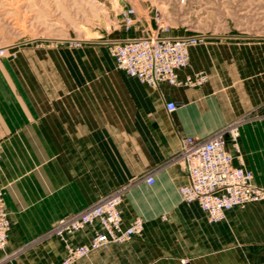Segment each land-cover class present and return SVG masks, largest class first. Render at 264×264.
<instances>
[{
    "label": "crops",
    "instance_id": "crops-1",
    "mask_svg": "<svg viewBox=\"0 0 264 264\" xmlns=\"http://www.w3.org/2000/svg\"><path fill=\"white\" fill-rule=\"evenodd\" d=\"M155 25L137 11L132 30L104 47L0 56V189L11 221L0 264H61L56 223L118 190L124 227L139 218L144 232L76 264H264V201L210 223L198 204L182 202L189 179L176 161L182 139L204 140L241 120L240 152L230 139L228 150L264 188V39L209 36L179 71L181 80L205 72L208 83L154 88L118 70L109 46ZM97 229L68 236L69 244H88Z\"/></svg>",
    "mask_w": 264,
    "mask_h": 264
},
{
    "label": "built area",
    "instance_id": "built-area-1",
    "mask_svg": "<svg viewBox=\"0 0 264 264\" xmlns=\"http://www.w3.org/2000/svg\"><path fill=\"white\" fill-rule=\"evenodd\" d=\"M122 27L131 31L135 26L137 10L134 7L122 11ZM170 28L157 19V29L151 34L112 42L109 53L118 70L141 84L158 87L166 83L171 87H197L207 80L205 72L181 80L179 71L191 65L190 49L203 39L201 36H168ZM169 112L177 110L175 102L166 105ZM242 121H236L215 132L204 140L193 137L182 139L176 161L188 174V183L179 189L182 202L198 204L210 223L226 219L229 211L264 201V188L254 183V175L243 166L234 165L235 157L228 150V139L236 153L240 152L239 137ZM0 146V170L2 168ZM149 186L155 184L153 176L146 179ZM124 190H118L84 211L61 218L51 231L66 247L61 264H76L92 253L108 249L112 245L129 242L144 232L145 222L135 219L124 227L120 207ZM88 226H98L96 234L88 244L71 246L68 236L82 232ZM11 230L9 213L0 189V250H5Z\"/></svg>",
    "mask_w": 264,
    "mask_h": 264
},
{
    "label": "rangeland",
    "instance_id": "rangeland-1",
    "mask_svg": "<svg viewBox=\"0 0 264 264\" xmlns=\"http://www.w3.org/2000/svg\"><path fill=\"white\" fill-rule=\"evenodd\" d=\"M129 2L140 18L154 25L162 20L168 36L203 37L195 47L209 36L264 39V0H0V56L30 48L104 47L126 31L121 14Z\"/></svg>",
    "mask_w": 264,
    "mask_h": 264
},
{
    "label": "bare ground",
    "instance_id": "bare-ground-1",
    "mask_svg": "<svg viewBox=\"0 0 264 264\" xmlns=\"http://www.w3.org/2000/svg\"><path fill=\"white\" fill-rule=\"evenodd\" d=\"M237 208H240V207H237Z\"/></svg>",
    "mask_w": 264,
    "mask_h": 264
}]
</instances>
